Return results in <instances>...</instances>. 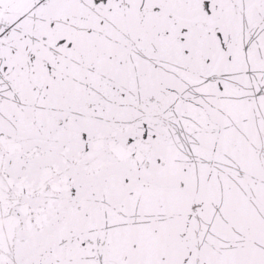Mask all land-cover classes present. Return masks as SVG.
Returning a JSON list of instances; mask_svg holds the SVG:
<instances>
[{
    "label": "snow or ice",
    "instance_id": "obj_1",
    "mask_svg": "<svg viewBox=\"0 0 264 264\" xmlns=\"http://www.w3.org/2000/svg\"><path fill=\"white\" fill-rule=\"evenodd\" d=\"M0 264H264V0H0Z\"/></svg>",
    "mask_w": 264,
    "mask_h": 264
}]
</instances>
